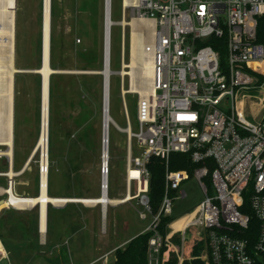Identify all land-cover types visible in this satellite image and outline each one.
Segmentation results:
<instances>
[{"label": "built area", "instance_id": "2783aa9c", "mask_svg": "<svg viewBox=\"0 0 264 264\" xmlns=\"http://www.w3.org/2000/svg\"><path fill=\"white\" fill-rule=\"evenodd\" d=\"M123 6L124 14L130 10L138 19L151 21L153 27L150 84L122 87L123 95H139L138 130L132 129L130 118L127 120L125 195H132L126 202L138 199L144 207L140 218H147L145 211L152 215L151 225L143 231L154 232L149 240V264H160L163 245L176 253L182 264L186 242L200 240V233L203 249L188 259L199 258L205 264H264V118L258 124L250 122L245 107L247 97L257 98L255 104L264 101V44L258 41L264 0H135L128 6L123 0ZM14 9L17 13L18 0ZM128 65L124 60L122 69L126 66L129 71ZM251 90L262 94H249ZM4 93L0 92V103ZM8 136L0 122V147H4L0 159L8 167L0 171L6 183V187L0 186V214L10 208L26 210L10 200L13 194L24 196L16 185L26 166L14 169L15 139L11 149L3 142ZM173 153L189 154L194 170H172ZM152 156L166 164L165 192L157 213L149 198L151 172L147 164ZM43 173L49 174V162L45 168L42 152L40 189ZM191 177L199 182L204 198L191 213L182 215L188 216L182 229L172 228L180 216L168 223L163 237L158 230L161 219L175 216V201L187 196L184 190L179 195L181 185ZM109 178L108 150L107 155L102 151L100 196L109 197ZM192 227L198 228L197 234H188ZM176 235L179 244L173 242ZM4 258L8 255H0V262Z\"/></svg>", "mask_w": 264, "mask_h": 264}, {"label": "rangeland", "instance_id": "374dc122", "mask_svg": "<svg viewBox=\"0 0 264 264\" xmlns=\"http://www.w3.org/2000/svg\"><path fill=\"white\" fill-rule=\"evenodd\" d=\"M51 6L50 52L52 49L54 64L51 67L60 73H56L54 79V127L49 131V193L62 197H99L103 75L102 88L97 91V83L92 79L95 74L87 71L104 68L105 0H52ZM16 17L15 64L26 71L15 73L14 169L22 170L26 166L17 178L16 190L31 196L40 192L42 161V150L37 149L42 121V76L36 70L42 66L43 0H18ZM111 18L114 24L110 31V69L121 71L124 60L130 64L132 26L129 23L137 17L130 10L124 14L123 0H113ZM124 20L126 25L122 23ZM152 28L151 25L142 27L147 41L153 40ZM99 66L102 70H97ZM123 86L130 88L131 77L111 73L109 111L114 120L109 129L111 199L126 193L128 118L132 129L138 130L136 103L139 95H123ZM137 86L141 88L143 84ZM99 92L100 101L95 97ZM248 93L262 94L254 90ZM255 101L257 98L247 97L246 118L258 124L264 118V101L257 104ZM133 144L135 150L136 139ZM7 168L0 159V171ZM0 186L6 187L1 177ZM182 190L187 196L175 201V218L191 213L204 198L203 189L194 177L181 185L179 195ZM132 193H135L134 187ZM81 203L67 202L60 207L49 205V230L46 235L43 233L44 242L39 231V207L4 210L0 214V255H8V258L0 264H112L114 251L108 256L106 253L136 237L152 223V215L147 211V218H140L139 212L144 207L138 199L108 205L105 211L102 205ZM176 221L173 228H178L182 222ZM197 232L198 228L192 227L188 234ZM198 236L201 237L197 243L200 250L204 237L202 233ZM189 243L188 240L187 246ZM193 249L188 247V250Z\"/></svg>", "mask_w": 264, "mask_h": 264}, {"label": "bare ground", "instance_id": "6f19581e", "mask_svg": "<svg viewBox=\"0 0 264 264\" xmlns=\"http://www.w3.org/2000/svg\"><path fill=\"white\" fill-rule=\"evenodd\" d=\"M108 9L107 13V35L110 34L111 27L114 24L111 18V6L112 0H107ZM135 4V0H125V6ZM16 5L17 0H0V80L2 88L0 92L5 91L4 98L0 103V122L4 125L5 132H8L9 136L3 139L4 143H7L13 148L14 142V112H15V73L24 72L26 70L19 69L15 64V47H16ZM52 0H43V55L42 66L36 71L42 76V121L41 132L38 139L37 149L43 152V165L46 168L49 158H47L49 150V131H50V77L53 73L51 67V52H50V30H51V6ZM13 8V9H10ZM124 25L127 21L122 22ZM132 26L131 33V52H130V64L131 71H127L126 66L120 71L121 76L129 74L131 76L132 88H137L138 84H143L147 87L151 80V71L153 68L152 49L154 39L147 41L145 34L142 32V27L151 25L152 23L146 22L144 19H134L129 23ZM110 26V28H109ZM153 29V28H152ZM109 45V51L107 49V57L109 55V64L111 56V40L110 35L107 38V46ZM126 63V62H125ZM127 64V63H126ZM264 65V64H263ZM262 65V66H263ZM106 75H109V89H110V76L111 71L106 69ZM124 80V79H123ZM145 89V88H144ZM125 90V88H124ZM109 107H110V90H109ZM108 150H109V129L113 118L108 112ZM12 153V152H10ZM105 154L107 155L106 151ZM50 156V155H49ZM50 162V161H49ZM50 169V167H49ZM15 171L12 170L11 173ZM24 172L20 173L23 174ZM40 188V187H39ZM49 188V175L43 173L42 186L37 196H13L10 198L11 203L16 205L19 209H32L39 207V223L40 230L45 234L47 230V217L49 205H63L67 202H75L86 205H99L100 203L111 202L112 204L126 202L130 200L131 193L117 198L111 199L107 196L99 197H62L51 196L48 193ZM2 207H0L1 209ZM107 205L104 204L103 209L106 210ZM193 214V213H192ZM188 216H182L178 221H182L176 230L182 229ZM177 222V221H175ZM174 222V223H175ZM173 223V224H174ZM172 224V225H173ZM44 240V236H43ZM1 242V241H0Z\"/></svg>", "mask_w": 264, "mask_h": 264}, {"label": "trees", "instance_id": "16d2710c", "mask_svg": "<svg viewBox=\"0 0 264 264\" xmlns=\"http://www.w3.org/2000/svg\"><path fill=\"white\" fill-rule=\"evenodd\" d=\"M51 39H52V34H51ZM258 41L264 44V16L259 19ZM51 65L54 66L52 49H51ZM97 70H102V66H99V69ZM262 71L264 72V65L262 66ZM55 77H56V73L52 74L50 77V109H51L50 130H52L54 127L52 111H53V98L55 92V81H54ZM101 78L102 75L100 74H95L94 76H92V79L97 83L96 86L97 91L100 90V88H102ZM95 97L96 100L100 101L101 100L100 92L96 93ZM99 112L101 111L99 110ZM165 165H166L165 161L157 156H152L149 163L147 164L151 172L149 198L154 213H157L159 211L165 192ZM170 168L172 170L189 169L190 171H193L195 168V164L192 163L189 154L173 153L170 157ZM48 193H49V188H48ZM37 195L38 194L31 196H37ZM49 195L51 194L49 193ZM175 219L176 218L174 215L162 217L161 222L158 226V230L163 237H165L167 233L168 223L174 221ZM173 229L176 230L175 228ZM153 234L154 232L152 230L142 232L136 237L130 239L124 246H120L116 248L114 251L115 259L112 264H149V259H148L149 240L153 236ZM198 241H199L198 239L194 238L191 241H189L190 243L188 246H187L188 242H186L185 244L186 259L182 262V264H205V261L199 258H195L191 260L188 259L190 257H194L200 254L202 249L198 250L197 247ZM173 242L176 244L180 243V238L178 235L173 237ZM189 246H192L194 249L188 250ZM159 258H160V264H179V260L176 253L172 252L168 247L164 245L161 248Z\"/></svg>", "mask_w": 264, "mask_h": 264}, {"label": "water", "instance_id": "95a60500", "mask_svg": "<svg viewBox=\"0 0 264 264\" xmlns=\"http://www.w3.org/2000/svg\"><path fill=\"white\" fill-rule=\"evenodd\" d=\"M108 9H110V5L108 7V2H107V0H105L104 68L102 71H87V73L103 75V100H104L103 113H104V119H103L102 151H106V153L108 151V133L106 132V127L108 128L109 90H110L109 89V75H108V77L106 75L107 66H108V71L110 70L111 73H118V71H113L110 69L109 55L107 57V49L109 51V45L107 46V38L110 35V34L107 35V13H108ZM115 24H116V22H115ZM109 28H110V26H109ZM123 40H124V36H123ZM37 73H39V72H37ZM54 73H60V71L54 70L52 74H54Z\"/></svg>", "mask_w": 264, "mask_h": 264}, {"label": "crops", "instance_id": "0c3cea01", "mask_svg": "<svg viewBox=\"0 0 264 264\" xmlns=\"http://www.w3.org/2000/svg\"><path fill=\"white\" fill-rule=\"evenodd\" d=\"M86 198H91V197H86ZM75 203V202H74ZM82 204V203H81ZM64 205V204H63ZM84 205H86V204H84ZM50 206H53V205H50ZM50 206H49V208H50ZM60 206H62V205H58V206H55V207H60ZM86 206H94V205H86ZM40 222V221H39ZM48 230H49V210H48V217H47V230H46V234L48 233ZM39 231H40V223H39ZM144 231V230H143ZM142 231V232H143ZM141 232V233H142ZM45 234V235H46ZM40 235H41V238L43 237V232H41L40 231ZM130 240V238L128 239V240H126V241H124L121 245L122 246H124L128 241ZM45 240H43L42 239V242H44ZM5 247V246H4ZM117 248V246L114 248V249H112L110 252H108V253H106V255L108 256L109 254H111L113 251H115V249ZM5 250H6V248H5ZM7 252V251H6Z\"/></svg>", "mask_w": 264, "mask_h": 264}]
</instances>
